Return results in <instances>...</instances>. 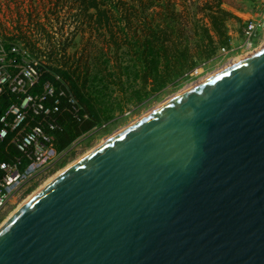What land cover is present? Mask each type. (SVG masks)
<instances>
[{"label": "water", "instance_id": "obj_1", "mask_svg": "<svg viewBox=\"0 0 264 264\" xmlns=\"http://www.w3.org/2000/svg\"><path fill=\"white\" fill-rule=\"evenodd\" d=\"M0 264H264V42L47 182Z\"/></svg>", "mask_w": 264, "mask_h": 264}, {"label": "trees", "instance_id": "obj_2", "mask_svg": "<svg viewBox=\"0 0 264 264\" xmlns=\"http://www.w3.org/2000/svg\"><path fill=\"white\" fill-rule=\"evenodd\" d=\"M65 1L75 10L71 13L78 30L97 33L101 41L88 40L75 49L71 40L56 41L46 50L25 33L15 37L3 32L9 40L22 38L32 56L46 59L41 61L40 82L32 93H42L43 84L51 82L79 103L80 110L75 112L69 100L62 98L61 111L54 114L61 126L52 131L58 151L95 124L123 112L126 104L159 98L199 63L222 48H231L228 21L241 20L224 7H240L235 0H204L198 5L204 19L194 18L196 13L191 14L188 7L178 9L174 0ZM17 98L9 91L0 96V113ZM2 152L8 161L24 158L11 143Z\"/></svg>", "mask_w": 264, "mask_h": 264}, {"label": "rangeland", "instance_id": "obj_3", "mask_svg": "<svg viewBox=\"0 0 264 264\" xmlns=\"http://www.w3.org/2000/svg\"><path fill=\"white\" fill-rule=\"evenodd\" d=\"M174 1L177 3L176 7L178 9L188 7L191 14L196 13L194 18L204 19V12L199 11L198 8V5H201L204 0ZM235 1L240 7L229 4L224 5L225 8L241 18V20L230 19L228 21L229 33L232 37L231 45H233L229 52L219 50L214 57L202 61L184 79L171 86L159 98L140 105L126 104L123 112L117 111L109 121L103 124H95L90 130L84 131L64 150L58 151L55 147V153L51 162H49L50 164L31 170L26 175L25 181L14 192L13 200L0 211V228L47 182L57 177L106 139L181 94L189 87L224 68L233 59L262 44L264 42V29L262 27L264 24V0ZM69 4L65 0H0V30L2 34L4 32L15 37L25 33L37 42L38 47L46 50H48L46 47L51 46L56 41L66 42L71 40L73 49L83 46L88 40L101 41L97 33L91 35L88 29L83 32L78 30V22H75L76 17L71 13L72 9ZM247 22H253L258 26V35L254 39V47L249 51L242 48L245 44L243 29ZM3 36L8 39L5 34ZM32 57L39 60V64L40 61L43 63L46 61L45 57L42 60ZM56 78L59 77L56 76ZM8 151L11 150L8 148ZM28 163H30L28 160H24L22 169H25Z\"/></svg>", "mask_w": 264, "mask_h": 264}, {"label": "built area", "instance_id": "obj_4", "mask_svg": "<svg viewBox=\"0 0 264 264\" xmlns=\"http://www.w3.org/2000/svg\"><path fill=\"white\" fill-rule=\"evenodd\" d=\"M264 29V24H263ZM258 26L247 22L243 29V49H252ZM233 45H231L232 48ZM231 48H222L229 52ZM41 61L33 59L20 40L6 39L0 30V96L6 92L18 95L3 113H0V211L14 198V192L25 181L31 170L52 160L55 137L52 131L61 129L54 114L61 111L62 98H67L72 110H80L79 103L64 89L51 82L43 84L42 93H32L41 78ZM53 99L54 103L49 104ZM55 99V100H54ZM8 143L22 153V159L8 161L3 158L2 147ZM27 167L22 169L24 160ZM50 164V163H49Z\"/></svg>", "mask_w": 264, "mask_h": 264}, {"label": "crops", "instance_id": "obj_5", "mask_svg": "<svg viewBox=\"0 0 264 264\" xmlns=\"http://www.w3.org/2000/svg\"><path fill=\"white\" fill-rule=\"evenodd\" d=\"M238 14H239V12H238Z\"/></svg>", "mask_w": 264, "mask_h": 264}]
</instances>
